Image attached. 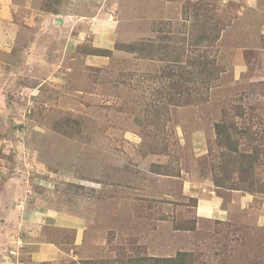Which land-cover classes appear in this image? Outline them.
Listing matches in <instances>:
<instances>
[{
	"label": "rangeland",
	"instance_id": "374dc122",
	"mask_svg": "<svg viewBox=\"0 0 264 264\" xmlns=\"http://www.w3.org/2000/svg\"><path fill=\"white\" fill-rule=\"evenodd\" d=\"M43 1L0 0V264L107 261L123 247L264 264V0H63L59 14ZM188 2L212 29L226 22L204 50L211 72L190 82L194 47L182 66L117 49L180 43ZM167 66L177 87L162 81ZM153 103H172L165 125H154ZM237 104L254 118L240 147L262 148L245 175L255 192L229 189L237 165L216 141Z\"/></svg>",
	"mask_w": 264,
	"mask_h": 264
},
{
	"label": "trees",
	"instance_id": "16d2710c",
	"mask_svg": "<svg viewBox=\"0 0 264 264\" xmlns=\"http://www.w3.org/2000/svg\"><path fill=\"white\" fill-rule=\"evenodd\" d=\"M63 0H44L42 4L43 11L48 13L59 14L60 9L59 7L62 5ZM201 4H204L201 1ZM201 4L199 2H188L183 7L182 18H183V31L181 32L183 36L181 37L180 43L170 45V44H156L154 40L148 39L147 41H131V43H118L116 44L117 49L120 48L121 50H125L127 52L135 53L137 56L144 58L149 56L150 54L153 56V53L160 54L166 62L175 63L176 61L181 62V66L183 65L182 56L185 54L186 48L194 47V50L199 52V55L196 57V60H200L198 63L199 68L195 69V76L190 77V82L194 80L197 76L205 75L208 71L211 72V69L207 67L208 63H211L212 67L214 68V64L211 60L206 59V53L204 50L212 48V43L219 40L221 32L223 29L226 28V22L221 25L218 23L215 29H212L210 26V18L204 15L200 10ZM153 30L156 32V37H160L158 35L161 28L154 27ZM162 37V36H161ZM206 42V43H205ZM138 44V45H137ZM182 44V45H181ZM184 45V46H183ZM206 46V47H205ZM87 46L78 45L77 51L84 53L83 50ZM161 51V49H163ZM111 51H105V49H93V52L90 55H105L111 54ZM87 54H89L87 52ZM205 56V57H204ZM179 58V59H178ZM191 62L194 63V60L191 59ZM191 71V70H189ZM189 71H187L189 73ZM131 74V73H130ZM132 75V74H131ZM194 75V74H193ZM165 77V78H164ZM162 81H165L170 78L172 84L177 87L180 83L179 75H175L174 66H167V68L163 72ZM165 79V80H164ZM166 84H163V88L165 89ZM264 85V84H263ZM173 86V88H174ZM188 91V89H187ZM202 94V93H201ZM200 93L196 94L195 97L192 99L193 104L199 103ZM158 98V96L156 97ZM172 104V103H170ZM169 103L166 104H152V112H153V122L154 125H157L161 121V118L166 117L164 121V125L169 122ZM233 109L238 111L239 113L233 114L230 116L229 119H225L224 121L217 122L215 124V132H216V141L217 143H222L226 145L227 150L233 154V163L237 165L235 172L238 177V182L232 183L229 189L231 190H241L246 188L248 192H255L254 185L255 180L253 179L249 185L251 187H245V175L251 172V169H255V164H258L260 159V152L262 150L259 145H255L251 152L247 151V148L240 147L242 142L240 141L241 136L243 138H247L248 140H253L254 137L250 136L251 126L247 129V127H242L240 125L245 124V121L249 118L254 120L253 116L248 111L247 107L243 105H233ZM255 107L251 109L253 112ZM240 119V121H239ZM164 120V119H163ZM254 122H251V125ZM258 150V151H257ZM219 175L215 176V185L221 186L223 183L221 182ZM196 227H188L182 224L176 225V230H184V231H193ZM134 251H129V254L126 252L125 248L123 247L122 250L119 252V256L114 259H108L107 261H99L98 259H87L82 262H77L76 264H205L200 259V254L192 251V250H178L175 255L170 256H148V255H133ZM41 264H46L45 262Z\"/></svg>",
	"mask_w": 264,
	"mask_h": 264
},
{
	"label": "crops",
	"instance_id": "0c3cea01",
	"mask_svg": "<svg viewBox=\"0 0 264 264\" xmlns=\"http://www.w3.org/2000/svg\"><path fill=\"white\" fill-rule=\"evenodd\" d=\"M154 256V255H153ZM157 256H170L169 254H167V255H157ZM76 260V259H75Z\"/></svg>",
	"mask_w": 264,
	"mask_h": 264
}]
</instances>
